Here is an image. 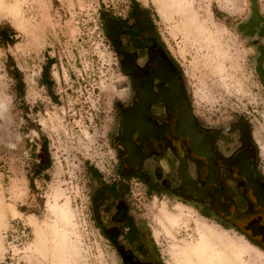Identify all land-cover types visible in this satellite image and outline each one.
<instances>
[{"label": "rangeland", "instance_id": "374dc122", "mask_svg": "<svg viewBox=\"0 0 264 264\" xmlns=\"http://www.w3.org/2000/svg\"><path fill=\"white\" fill-rule=\"evenodd\" d=\"M185 1V17L164 20L151 0H0V24L17 39L0 47V264H123L92 198L117 178V103L128 88L104 17L135 2L151 13L199 117L210 125L247 122L264 170V86L256 38L246 29L251 2ZM256 5L264 12V0ZM44 144L49 164L39 171ZM127 194L132 217L148 225L165 264H175L173 244L197 239L198 220L246 244H227L221 264H264V250L197 208L145 195L136 181ZM161 207L168 214L181 208L170 237L156 220Z\"/></svg>", "mask_w": 264, "mask_h": 264}, {"label": "flooded vegetation", "instance_id": "af4514ba", "mask_svg": "<svg viewBox=\"0 0 264 264\" xmlns=\"http://www.w3.org/2000/svg\"><path fill=\"white\" fill-rule=\"evenodd\" d=\"M251 5L246 29L256 38V72L264 86V12ZM104 24L128 88L117 103V178L98 188L92 203L123 264H165L148 225L130 213L127 190L134 181L145 195L193 206L264 250V170L249 124L210 125L199 117L146 7L135 2L123 15H106Z\"/></svg>", "mask_w": 264, "mask_h": 264}, {"label": "bare ground", "instance_id": "6f19581e", "mask_svg": "<svg viewBox=\"0 0 264 264\" xmlns=\"http://www.w3.org/2000/svg\"><path fill=\"white\" fill-rule=\"evenodd\" d=\"M151 2L157 14L164 20H168L176 14H183L185 17L186 4L189 3H186L185 0H151ZM181 213L180 207L176 208L175 214H168L163 207L158 210L156 220L164 234L169 237L172 235L182 218ZM201 221H195L198 235L195 241L181 242L180 245L173 244L170 249L168 248L175 264H221L225 262L223 248L227 244L243 250L246 248V244L239 237L229 236L226 231Z\"/></svg>", "mask_w": 264, "mask_h": 264}, {"label": "trees", "instance_id": "16d2710c", "mask_svg": "<svg viewBox=\"0 0 264 264\" xmlns=\"http://www.w3.org/2000/svg\"><path fill=\"white\" fill-rule=\"evenodd\" d=\"M16 32L15 30L8 24H0V47L1 46H8L13 45L16 42ZM19 74L18 71H16L17 75ZM43 76L45 79H47V68L44 70ZM19 84H22L20 81ZM50 83H45V86L48 88ZM43 151H44V157L42 159L41 164L38 166L39 171H42L46 169V165L49 164V157L46 152L45 144L43 145Z\"/></svg>", "mask_w": 264, "mask_h": 264}, {"label": "water", "instance_id": "95a60500", "mask_svg": "<svg viewBox=\"0 0 264 264\" xmlns=\"http://www.w3.org/2000/svg\"><path fill=\"white\" fill-rule=\"evenodd\" d=\"M251 2L255 6L256 0H251ZM124 264H127L125 260H124Z\"/></svg>", "mask_w": 264, "mask_h": 264}]
</instances>
